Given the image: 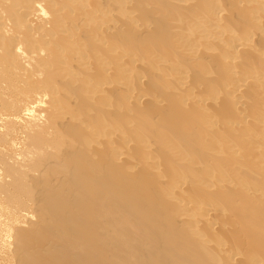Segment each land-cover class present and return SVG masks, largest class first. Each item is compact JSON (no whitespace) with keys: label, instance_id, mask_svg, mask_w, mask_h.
<instances>
[{"label":"bare ground","instance_id":"obj_1","mask_svg":"<svg viewBox=\"0 0 264 264\" xmlns=\"http://www.w3.org/2000/svg\"><path fill=\"white\" fill-rule=\"evenodd\" d=\"M0 264H264V0H0Z\"/></svg>","mask_w":264,"mask_h":264}]
</instances>
